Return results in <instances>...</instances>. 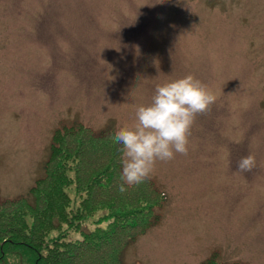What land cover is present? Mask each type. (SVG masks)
Returning <instances> with one entry per match:
<instances>
[{
    "label": "rangeland",
    "instance_id": "1",
    "mask_svg": "<svg viewBox=\"0 0 264 264\" xmlns=\"http://www.w3.org/2000/svg\"><path fill=\"white\" fill-rule=\"evenodd\" d=\"M187 75L217 100L157 161L159 221L122 264H264V0H0V200L42 177L56 130L131 127Z\"/></svg>",
    "mask_w": 264,
    "mask_h": 264
},
{
    "label": "trees",
    "instance_id": "2",
    "mask_svg": "<svg viewBox=\"0 0 264 264\" xmlns=\"http://www.w3.org/2000/svg\"><path fill=\"white\" fill-rule=\"evenodd\" d=\"M114 135L81 124L54 132L42 177L26 195L0 200V264H122L125 248L158 223L165 196L149 178L119 191ZM201 264L245 263L214 253Z\"/></svg>",
    "mask_w": 264,
    "mask_h": 264
},
{
    "label": "clouds",
    "instance_id": "3",
    "mask_svg": "<svg viewBox=\"0 0 264 264\" xmlns=\"http://www.w3.org/2000/svg\"><path fill=\"white\" fill-rule=\"evenodd\" d=\"M217 97L192 75L157 85L149 105L137 108L136 123L122 127L114 135L122 145V175L119 191L138 185L150 177L157 161L168 162L175 154L187 155L191 128L197 115L206 114ZM249 154L237 162L241 173L256 168Z\"/></svg>",
    "mask_w": 264,
    "mask_h": 264
}]
</instances>
